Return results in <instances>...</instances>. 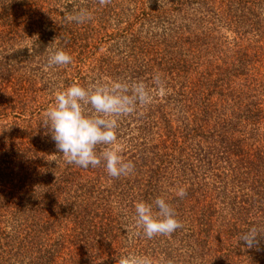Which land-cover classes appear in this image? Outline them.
Returning a JSON list of instances; mask_svg holds the SVG:
<instances>
[{"label":"trees","instance_id":"obj_1","mask_svg":"<svg viewBox=\"0 0 264 264\" xmlns=\"http://www.w3.org/2000/svg\"><path fill=\"white\" fill-rule=\"evenodd\" d=\"M132 1L144 7L152 6L153 2ZM158 4L156 9L164 7L162 12L176 13L171 16L175 19H183L180 14L185 11L206 10L211 15L213 29L221 25L220 11L224 12L227 28L236 33L237 46L230 57L233 73L219 80L220 85H215L217 92L213 94H204L206 75L201 73L193 78L191 68L183 61H166L165 69L152 73L159 74L169 86L184 77L177 92L182 97L181 115L188 121L191 117L202 120L206 115L212 117L209 113L212 109L216 113L215 124L206 133L198 129L193 132L186 125L179 133L170 129L158 135V132L147 134L150 128L147 123L143 128L145 136L157 135L162 142L176 143L183 136L182 150H189L188 153L182 156L177 153V147L167 146H157L153 154L121 153L138 166L130 175L119 178L110 177L103 164L85 169L66 163L51 134H46V128L47 146L42 149L34 144L25 147L20 141L13 144L11 153L0 155V163L5 165L2 168L0 164V172H5L0 173V264H116L115 258L129 253L149 256L157 264H166L168 260L173 264H264V237L251 249L239 241L240 235L251 226L264 227V74L259 72L264 69V0H171V3L162 0ZM108 6L99 5L98 0H8L4 17L0 19L7 18L9 31H0V42L6 38L11 40L8 42L11 45L24 42L28 32L40 38V43L31 45L33 54L29 50L25 53L27 65L36 61L38 65L45 63L48 49L65 50L73 57L72 63L54 67L62 76V89L73 83L87 86L88 76L84 78L83 73L89 51L83 58H77L73 49L77 43H72L70 38L66 44L65 36L69 38L76 29L91 25L93 18L81 24L67 21L65 14L83 7L92 15L101 13L102 16ZM27 7L33 16L23 20L14 17L16 12L26 14ZM212 33L203 34L207 37ZM175 37L185 38L184 35ZM244 41L252 45L245 46ZM17 61H7L0 67V92L12 88L11 107L13 112L18 111L14 112L16 119L26 115L30 105L29 113L34 116L36 112L43 123L44 116L34 108L36 96L30 94L33 90L41 92L30 75L33 68L28 71V66H21ZM150 61L153 65L158 62ZM43 82L47 87L52 84V78ZM49 96L52 93L45 98ZM145 141L143 137L137 147L148 146L149 142L147 145ZM203 153H217L223 172L218 173L221 180L217 174L209 173L212 187L208 184L203 187L213 191L207 189L205 194L210 200L200 203L189 194L185 183L200 178L202 159L206 158ZM169 177L173 181L165 186ZM222 180L230 181V190L236 197L239 198L237 191H243L239 203L229 204L226 213L218 211L220 204L213 197L216 189L225 187ZM174 185L185 188L187 195L177 196L179 189L175 191ZM157 197L165 198L183 227H188L190 250L179 251L181 228L177 234L148 239L135 234V225L130 226L129 233V227L125 230L120 223L122 212L135 215L137 202L152 203ZM206 208L211 211L208 215ZM175 245L177 249L173 248Z\"/></svg>","mask_w":264,"mask_h":264},{"label":"rangeland","instance_id":"obj_2","mask_svg":"<svg viewBox=\"0 0 264 264\" xmlns=\"http://www.w3.org/2000/svg\"><path fill=\"white\" fill-rule=\"evenodd\" d=\"M152 1V6L146 5L144 7L132 0H111V3L108 4L109 6L102 16L101 13L92 15L93 23L91 22V25L83 26L84 29H76L74 33H70L69 38L68 35L65 36L66 44L70 38L72 43H77L73 48L76 49L75 55L78 56L77 58H83L87 55V50L89 51L90 55L88 61H86L83 73L84 78H86L85 75L88 76L86 80L87 85L98 80L126 78L130 80H144L145 83L151 86L152 73L159 70V68L165 69L166 61L173 60L174 62L179 61L180 63L183 61L187 63L189 68H191L190 71L192 72L193 78L197 74L200 76L201 73L206 75L207 80H203L205 88H207L204 92L205 96L217 92L215 85H220L219 80L227 79L233 73L230 57L232 50L237 46V43H234V38H237L236 33L229 30L225 24L226 14L220 11L222 23L213 29L214 25H212L211 15L206 10L197 9V11H185L180 14L183 19H175L171 16L176 15V13H164L161 11L164 7L156 9L157 4L162 2V0ZM7 3L8 0H0L1 17L3 16ZM165 3H171V0H165ZM13 15L20 20L28 19L30 15L33 16L29 7H27L26 14L16 12ZM262 16L264 17V15ZM6 20L7 18L0 19V21H4L0 22V31L2 32L9 31L5 23ZM203 29L204 31L200 33V30ZM205 32L213 33L205 37V34H203ZM174 35H184L185 38L178 40ZM10 41L6 38L5 42H0V67H3L7 61L11 62L12 60L18 59L17 62H20L21 66H28L26 68L28 71L33 68V72L30 75L37 81V88L41 92L38 93L33 90L30 94L36 96L37 107L34 108H37L36 111L43 115L47 108L54 103L55 93L62 90V76H60L56 68L48 67L47 61L45 63L39 62V65L37 61L27 65L25 53L29 50V53L33 54L32 52L35 50L31 48V45L37 44V42L40 43V38L37 36L32 37L28 32L24 42H17L11 45L8 43ZM52 42L56 46L55 37H52ZM262 42H264V39H262ZM243 43L245 46L252 45L249 41H244ZM68 44H70L69 41ZM42 47L44 48V46ZM69 50L70 47L68 48ZM46 59L48 58L46 57ZM150 60H157L158 62H155V65H153ZM145 62L146 67H143L145 66ZM259 72L260 75L264 74V69H259ZM183 73H185V70ZM51 78L52 84L47 87L41 84V82L44 81L43 83H46ZM176 82L177 84L173 86L165 84L167 91L164 96L156 95L152 103L139 109L137 114L124 117L120 120L118 139L122 148L121 153L153 154L156 153L157 146H167L170 148L177 147V153L180 152L183 154L182 156H185V153H188L189 150H182L184 148L183 136L176 143L172 140L162 142L161 139L156 137L157 135H154V137H147L145 135L153 134V132H158L159 135V132L166 133L170 129L178 132L181 128L186 127V125L194 129L193 132L198 129L204 130L205 133L213 127L216 113L212 109L209 111L212 117L210 118L206 115L204 118H201L202 120H196L191 117L188 121L181 115L183 104L180 99L182 97L177 92L181 87V85L179 86V82H184V77L176 80ZM63 86H66L64 82ZM6 90L2 89L0 92V155L3 153H11L12 145L19 141V143H25V147L32 144L39 146L40 149L46 147L47 135L45 134V128L42 126L43 123L40 122L41 118L36 115V112L34 116L29 113V105L27 114L16 119L14 113L16 111L13 112L11 107V98L14 96L12 94V88L9 87ZM49 93H52V96L45 98ZM44 98L46 101L43 100ZM42 101L43 103H41ZM147 123L150 128L146 134L143 128L145 125L147 126ZM143 137H146L145 142L147 145L149 142V145L146 147H137V144L142 141ZM205 151H208V149ZM203 154L206 158L204 160L202 159L204 165L198 173V175L200 174V178L193 179L191 183H185L186 188L190 190L189 194H193V198L195 200L197 198V201L200 203L210 200V196L205 194L207 189L210 192L213 191V188L203 187L206 184L212 187L210 181L212 182L213 179H208L209 173L219 176L218 173L223 172V169L219 167L220 161L217 153ZM0 164L2 168L5 166L2 162ZM0 173L2 175L3 173L5 174L4 171ZM162 175L164 176L165 173ZM219 179L221 180L220 176ZM172 181L173 179L169 177L168 181L164 182L165 186L166 184L170 185ZM222 181L225 183V187L216 189L213 197L220 204L218 211L222 210L223 213H226L229 204L234 206L239 203L243 197V191L241 193L237 191L238 198L230 190V181ZM178 187L179 185L174 187L175 191L179 189ZM223 189H225V192ZM210 213L211 211L206 208V214L208 215ZM122 214V216H119L120 223L124 226V229L126 230L125 227H130L131 225L133 227L135 225V215H126L123 212ZM180 230L178 231V238L180 240L179 251L185 252L186 250H190V247L187 246L189 231L186 225ZM176 246L173 248L177 249Z\"/></svg>","mask_w":264,"mask_h":264},{"label":"clouds","instance_id":"obj_3","mask_svg":"<svg viewBox=\"0 0 264 264\" xmlns=\"http://www.w3.org/2000/svg\"><path fill=\"white\" fill-rule=\"evenodd\" d=\"M106 6L111 0H98ZM92 13L80 8L66 13L69 22L85 23ZM48 67L66 66L73 57L63 49H48ZM166 86L161 76L152 78L151 86L144 80L119 78L98 80L87 86L73 83L55 93L54 103L44 112L42 126L55 141L58 153L68 164L82 168L104 165L106 173L113 178L128 176L135 170V164L122 155L118 139L120 120L137 114L139 109L152 103L156 95L164 96ZM176 195L183 198L186 189L181 187ZM136 235L148 239L155 236H171L183 227L175 209L163 197L152 203L140 201L135 204ZM129 233L132 228L127 229ZM264 237V227L253 225L239 237L244 247H257ZM116 259V264H157L151 257L129 253ZM166 264H173L168 260Z\"/></svg>","mask_w":264,"mask_h":264}]
</instances>
